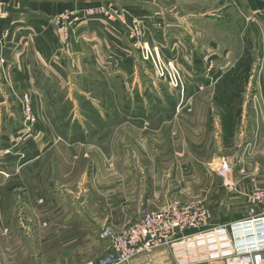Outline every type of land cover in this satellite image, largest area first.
Wrapping results in <instances>:
<instances>
[{
    "label": "rangeland",
    "instance_id": "374dc122",
    "mask_svg": "<svg viewBox=\"0 0 264 264\" xmlns=\"http://www.w3.org/2000/svg\"><path fill=\"white\" fill-rule=\"evenodd\" d=\"M40 1L47 3L42 24L9 23L0 36V63L10 44L27 51L36 85L16 90V103L0 99V204L15 208L28 192L82 193L93 182L90 193L117 216L124 192L133 198L126 208L139 206L141 213L153 194L157 208L202 204L214 223L249 216L251 203L235 189L248 193L255 183L264 188V0H107L110 6L106 0ZM125 5L155 8L151 16L137 17ZM102 9L110 18V36L90 31L89 21L104 17ZM138 26L144 31L140 44L159 52L149 60L133 35ZM46 33L43 44L63 61L54 58L55 68L44 71L41 64L47 63L38 65L35 45ZM171 63L181 77L178 88L166 70ZM11 75L12 67L9 81ZM25 94L32 96L35 124L25 118ZM224 155L235 169L228 180L216 173ZM26 157L41 162L27 177L8 169ZM110 193L115 201L108 200ZM17 196L20 201H11ZM136 196L144 200L134 201ZM0 213L7 235L1 207ZM51 221L57 219L47 217L43 224ZM73 224L87 229L85 219ZM213 255L214 250L207 259ZM202 256L193 243V262Z\"/></svg>",
    "mask_w": 264,
    "mask_h": 264
},
{
    "label": "crops",
    "instance_id": "0c3cea01",
    "mask_svg": "<svg viewBox=\"0 0 264 264\" xmlns=\"http://www.w3.org/2000/svg\"><path fill=\"white\" fill-rule=\"evenodd\" d=\"M37 1L39 0L30 2L25 6L30 14H17L8 12L7 8L11 3H15V7H18L20 0H0V36L3 33L2 31L6 28L5 26L9 23L11 27L16 28L24 22H29L30 24L35 23V26L38 25V23L42 24L45 20L43 17H45V6H47V3ZM108 2L110 1H107L105 4L110 6ZM98 6L94 5L93 8ZM125 6V8L131 10L134 14H132L133 16L137 17H141L144 14L151 16L152 10L155 8L151 7V12H148L143 11L139 5ZM91 19L92 20L89 21L91 32L99 33V31L103 32L104 30V37L110 36L107 33L110 18L107 16H99V18L95 19L94 17ZM116 26L121 29L122 33H125L124 27L120 22L116 23ZM98 27H100V30ZM92 36H95V33ZM98 36H100V33ZM45 39H47V33L40 34L36 39L35 47L36 53L40 57L37 58L39 60L38 65L45 61L47 63V68L44 67L43 64L41 65L42 68L45 69L44 71H47L49 68H55V66H50L51 63L55 65L53 63L54 58L55 60L62 61L63 59H59L57 56L59 53L54 51V47L53 49H47L48 47L43 44ZM10 42L12 43V39L8 40L7 45H9ZM18 43L19 40H16V45H18ZM80 44L83 45L81 40ZM26 52L25 50H23V52L15 50L12 44H10L8 50L6 48L3 53V58L5 60H2V63H0V99H2L3 102L6 101V104H10L11 102L16 103L15 100L18 95L16 90L19 92L36 89L35 77L32 75V71H35V68L32 65L33 63L30 56L25 55L27 54ZM19 53L22 55L19 56ZM24 56L25 60L23 61ZM13 60L16 62L19 61L21 66L11 65L12 63L14 64ZM36 66L37 65L35 64V67ZM11 67L12 78L10 81L13 83V86L8 79V72ZM19 82H23V84H20ZM11 89L15 90V94L7 96L6 91ZM13 95H15L14 98ZM27 157L29 158V155ZM27 157L25 160L26 162H23L24 164L20 163V161L14 162L9 165L10 167L8 169H12L15 172L16 170L17 172H22L23 176L27 177L31 169L38 163H41L39 162L40 158L38 159V157L30 161H27ZM18 169L20 170L18 171ZM92 184L93 182H90L88 191L82 193L70 189L69 191H62L61 193L54 195H38L36 193L28 192L22 196V199L19 198L20 196L15 198L12 197L11 201H20L21 199L22 203L21 201L20 204L17 203V205L21 206L20 209L19 207H16L17 205L15 208H7L5 203L0 204L1 212L4 217H6V223L8 225L7 235H3L0 228V264H87L105 254L110 249L111 240L99 237V233L104 230V227L107 225L106 228L113 233L121 232L126 226L139 219L141 211L139 206L136 210H129V208H126L130 206L129 202L133 200L131 194L129 196L126 192L122 193L125 198L122 208L117 209L121 210L119 211V216H117V212H114L115 209L112 208L113 206H110L108 210H106L102 204L99 203L102 198H96V194L94 196L90 193L91 188L95 186L96 183L95 185ZM113 187L115 188V186ZM113 196H115L114 193L109 195L110 199L108 200L115 201L116 199L113 198ZM154 198L155 196L153 194H150L149 197L146 196L145 200L149 202L151 201V203H148V205H142L141 208L145 206L146 209H156L157 206L155 207L152 205V203L155 202ZM137 199H139V201L144 200V196H142L141 199L136 196L134 201ZM11 201L8 199L9 205H11ZM53 202H57V204L53 206ZM104 215L105 219H102ZM47 217H50L51 220L57 219V221H51L50 223L53 224L45 225L43 223L47 220ZM117 217H121V219H116ZM84 219L87 224V229H82L83 227L81 226V229L77 228L75 227V224H73L75 221ZM70 222L73 223L69 224ZM197 236L198 240H196V244L198 245L200 254H203L204 256L200 258L198 262H192L189 248L179 246L177 250H174L173 248H162L151 254L138 256L129 264L230 263L229 259L226 257V248H223L222 251L220 249L216 250V254H214L211 259H207L210 252L203 248L202 239L208 238V236L201 233ZM211 237L213 236L211 235Z\"/></svg>",
    "mask_w": 264,
    "mask_h": 264
},
{
    "label": "built area",
    "instance_id": "2783aa9c",
    "mask_svg": "<svg viewBox=\"0 0 264 264\" xmlns=\"http://www.w3.org/2000/svg\"><path fill=\"white\" fill-rule=\"evenodd\" d=\"M102 12L108 17L105 9ZM141 29L143 28L138 26L136 32L135 27L133 35L144 58L149 60L159 52L148 43L140 44L141 35L144 34ZM169 67L170 70H166L170 81L178 88L182 85L180 74L172 63ZM160 76L164 77V71ZM21 102L26 120L35 124L37 117L32 96L25 94ZM234 170L231 156H222L216 168L217 176L228 180ZM235 191L251 203L249 216L222 224L220 221L214 223L209 209L199 203H168L160 208L145 209L136 222L129 224L121 232L103 231L100 237L111 240L110 249L96 261L87 264H129L138 256L151 254L162 248L177 250L179 246L189 248L191 254L192 245L196 243L200 233L212 238L207 243L203 242V248L209 252L214 250L216 254V250L226 248V257L230 261L228 264H264V188L255 183L248 193L238 192L237 189Z\"/></svg>",
    "mask_w": 264,
    "mask_h": 264
},
{
    "label": "water",
    "instance_id": "95a60500",
    "mask_svg": "<svg viewBox=\"0 0 264 264\" xmlns=\"http://www.w3.org/2000/svg\"><path fill=\"white\" fill-rule=\"evenodd\" d=\"M30 1L35 0H21L18 7H15V3H11L10 6L7 8V11L10 13H17V14H30L29 10L25 7L26 4Z\"/></svg>",
    "mask_w": 264,
    "mask_h": 264
},
{
    "label": "bare ground",
    "instance_id": "6f19581e",
    "mask_svg": "<svg viewBox=\"0 0 264 264\" xmlns=\"http://www.w3.org/2000/svg\"><path fill=\"white\" fill-rule=\"evenodd\" d=\"M192 232V231H191Z\"/></svg>",
    "mask_w": 264,
    "mask_h": 264
},
{
    "label": "trees",
    "instance_id": "16d2710c",
    "mask_svg": "<svg viewBox=\"0 0 264 264\" xmlns=\"http://www.w3.org/2000/svg\"><path fill=\"white\" fill-rule=\"evenodd\" d=\"M225 221V220H224Z\"/></svg>",
    "mask_w": 264,
    "mask_h": 264
}]
</instances>
